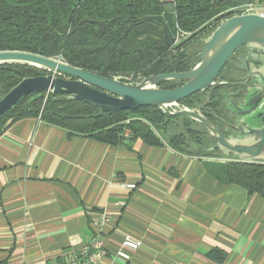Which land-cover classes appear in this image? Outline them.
<instances>
[{
  "label": "crops",
  "instance_id": "crops-1",
  "mask_svg": "<svg viewBox=\"0 0 264 264\" xmlns=\"http://www.w3.org/2000/svg\"><path fill=\"white\" fill-rule=\"evenodd\" d=\"M161 141L111 145L41 118L9 122L0 264H68L95 237L111 263L126 236L142 246L125 264H264V198L217 177L222 157Z\"/></svg>",
  "mask_w": 264,
  "mask_h": 264
},
{
  "label": "trees",
  "instance_id": "trees-1",
  "mask_svg": "<svg viewBox=\"0 0 264 264\" xmlns=\"http://www.w3.org/2000/svg\"><path fill=\"white\" fill-rule=\"evenodd\" d=\"M247 1L0 0V51L36 53L105 76L122 75L132 80L140 76L186 71L197 60L193 52L184 48L188 39L199 31L206 36L218 25H213V20L224 17L228 10ZM150 15H162L174 36L177 26L191 35L168 47L160 23L144 19ZM171 48L183 62L171 57ZM34 67L21 63L0 64V99L24 78L41 72ZM160 85L169 89L180 86L181 82L165 81ZM201 94L204 93L194 94L183 103L188 106V102ZM135 113L156 127H161L165 119H169L153 106L106 112L66 94L45 91L30 94L19 101L0 121V135L9 122L41 118L70 133L111 145L139 138L152 145L162 144L151 125L139 118L130 119L129 116ZM126 131L130 132L128 136ZM188 134L192 135L193 131L189 130ZM184 136L172 135L169 143L186 152L204 156L216 154L206 153L204 148L201 151L194 147L186 149ZM214 173L223 181L241 185L250 194L256 193L264 198V162L230 159L220 163Z\"/></svg>",
  "mask_w": 264,
  "mask_h": 264
},
{
  "label": "water",
  "instance_id": "water-1",
  "mask_svg": "<svg viewBox=\"0 0 264 264\" xmlns=\"http://www.w3.org/2000/svg\"><path fill=\"white\" fill-rule=\"evenodd\" d=\"M144 19L160 23L166 46L175 44L176 37L162 15L144 16ZM201 43V48L194 53L197 60L189 70L140 76L137 81L122 75L105 76L36 53L0 51V64H28L52 72L28 76L7 92L0 99V121L24 97L45 91L66 94L106 112L153 106L162 114L186 116L203 125L216 140L205 149L206 153L220 152L223 157L233 160L264 162V15L230 16L202 38ZM243 46L246 54L239 57L237 67L247 73L251 84L240 103L234 102L229 93H223L227 110L237 118L235 128L225 136L201 108L187 106L183 101L217 84L226 63ZM170 54L172 58L184 61L172 48ZM165 81H179L181 85L162 88L160 84ZM228 83L222 81L218 84Z\"/></svg>",
  "mask_w": 264,
  "mask_h": 264
},
{
  "label": "flooded vegetation",
  "instance_id": "flooded-vegetation-1",
  "mask_svg": "<svg viewBox=\"0 0 264 264\" xmlns=\"http://www.w3.org/2000/svg\"><path fill=\"white\" fill-rule=\"evenodd\" d=\"M176 43L177 42H175V44ZM195 52L196 51H194L193 53ZM244 54H246V48L244 46L237 49L235 53L233 54V56L226 63L223 70L220 72L217 78V82L220 83L222 81H227L229 83L225 85H221L217 83L214 86L210 87V90H208L209 89L208 88L205 91H203V93H205V99L202 101L201 104L196 106L197 108H201L205 116H207L209 119H211L214 123H216L221 128L225 136H229L230 131L235 128V125L237 124V118L231 111L227 110L226 106L228 103L224 100L223 93H229L234 102L240 103L242 102L247 92L248 86L251 84V79H249V77L247 76V73L241 71L237 67L238 64L240 63L239 57ZM225 70L226 72L227 71L229 72L228 75L226 74L227 76L223 74ZM137 80L138 79L133 80V81H137ZM246 81H248L247 84H244V82ZM231 83H236V84H231ZM190 107H195V106H190ZM183 117H186V116H183ZM197 123L201 125L199 122ZM201 126L205 129L204 136H209L213 140V142L210 144L204 143L203 142L204 138H201L200 134L197 133L196 142L192 143L193 144L192 146L197 151H201V147L206 149L207 147L212 146L216 141L209 134L206 128L203 125Z\"/></svg>",
  "mask_w": 264,
  "mask_h": 264
},
{
  "label": "built area",
  "instance_id": "built-area-1",
  "mask_svg": "<svg viewBox=\"0 0 264 264\" xmlns=\"http://www.w3.org/2000/svg\"><path fill=\"white\" fill-rule=\"evenodd\" d=\"M175 3L176 0H161ZM232 15L245 14V13H258L264 15V6L258 4H242L231 9ZM190 32L183 31L179 26H177L176 32V42H180L186 39ZM130 134L126 131V135ZM126 187L130 189L136 188L134 183H125ZM108 220V215L101 213L97 220L94 221L96 227H101ZM142 246V241L132 236H126L122 247L115 255L113 261L108 263L106 261L107 251L104 248L103 242L100 237L93 238L90 242L83 245L79 250L78 254L73 258V260L68 264H113L114 262H119L122 264L127 263L131 257L132 252L138 250Z\"/></svg>",
  "mask_w": 264,
  "mask_h": 264
},
{
  "label": "rangeland",
  "instance_id": "rangeland-1",
  "mask_svg": "<svg viewBox=\"0 0 264 264\" xmlns=\"http://www.w3.org/2000/svg\"><path fill=\"white\" fill-rule=\"evenodd\" d=\"M231 15H232V11L230 9V10H228V13L226 15H224V17H221L220 19H218L219 20L218 23H217L218 20H213L212 24L213 25L219 24L222 20L226 19V17H230ZM199 33H200V31L196 35H194L193 37L188 39L189 40L188 43H186L184 45V48L186 49V51L194 52V51H197L198 49L201 48L202 43H201L200 39L204 38L205 35L203 32H201L200 34ZM34 68L36 69V71L52 73L50 70L45 69V68H40V67H36V66ZM228 71H229V69H228ZM228 71L226 72V70H225L223 74H225V76H227L229 74ZM204 99H205V93L195 97L194 99H192L190 102H188V105L196 107L199 104H201ZM129 117H130V119L139 118V119L144 120L146 123H148L149 125H151L155 129L157 134L162 139H164V141L166 140L167 142H169V139L172 135L185 134V136H184L185 138H184L183 142L185 143V148L188 150H192V148H193L192 143L196 142L197 133L200 134L201 138H204L203 139L204 143L210 144L213 142V140L209 136H204V133L202 131L205 132V129L201 125H199L197 122H195V121H193L187 117L179 116V117H175V118L169 117V119L166 118L164 123H163L164 126L162 125L161 127H156L153 123H151V121H149L146 118H142V115H140L138 113L132 114ZM166 123H169V124L166 125ZM189 130L193 131L192 135L188 134ZM201 148L203 149V147H201ZM213 157H215L217 159H220L222 157L225 160V162L229 161L231 158V157L225 158L220 153H216Z\"/></svg>",
  "mask_w": 264,
  "mask_h": 264
}]
</instances>
